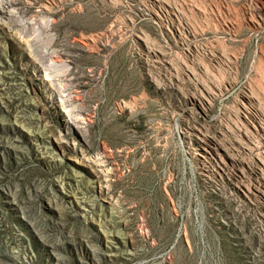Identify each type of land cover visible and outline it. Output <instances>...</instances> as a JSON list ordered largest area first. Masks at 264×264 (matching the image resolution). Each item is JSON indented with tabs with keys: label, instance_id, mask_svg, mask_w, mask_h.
<instances>
[{
	"label": "rangeland",
	"instance_id": "rangeland-1",
	"mask_svg": "<svg viewBox=\"0 0 264 264\" xmlns=\"http://www.w3.org/2000/svg\"><path fill=\"white\" fill-rule=\"evenodd\" d=\"M195 133L264 162V0H0V264H264Z\"/></svg>",
	"mask_w": 264,
	"mask_h": 264
},
{
	"label": "bare ground",
	"instance_id": "bare-ground-1",
	"mask_svg": "<svg viewBox=\"0 0 264 264\" xmlns=\"http://www.w3.org/2000/svg\"><path fill=\"white\" fill-rule=\"evenodd\" d=\"M195 134L201 139L200 145L201 148L203 149V151H201L202 154L204 153L205 156L209 157L213 161V165L216 167L221 177L225 175L232 176V172L229 170V166L231 168L239 169V171H241L240 174L241 178L245 177L243 171L245 165H248L251 168V170L254 171L259 177L261 175V172L263 173L264 162L263 163L255 162L256 164L252 165L249 164L247 161H245L243 158L238 156L240 153L249 152L252 150V142L250 139L245 142L243 141L236 142L233 140H229V142L226 143V141H224L225 139L222 140L217 136H212V135L210 136L209 134H202V133H195ZM259 181L261 182L260 179ZM244 185L245 188H242V186ZM239 186L240 188H242L245 194L246 193L250 194L251 191L246 184L240 182Z\"/></svg>",
	"mask_w": 264,
	"mask_h": 264
}]
</instances>
